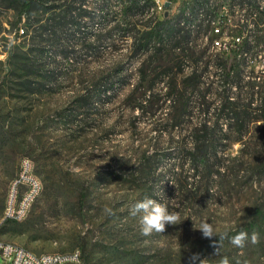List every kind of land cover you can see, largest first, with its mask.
Returning a JSON list of instances; mask_svg holds the SVG:
<instances>
[{
	"label": "rangeland",
	"instance_id": "obj_1",
	"mask_svg": "<svg viewBox=\"0 0 264 264\" xmlns=\"http://www.w3.org/2000/svg\"><path fill=\"white\" fill-rule=\"evenodd\" d=\"M108 1L109 5L102 6L100 0H82V8L89 12L82 17L86 32L97 34L98 24L121 14L118 0ZM153 1L149 12L155 13L157 1L170 2L169 13L175 16L183 0ZM214 12L215 26L224 32L218 40L231 42L218 22L230 11L219 1L214 3ZM163 14L157 16L163 18ZM18 28L15 13L0 5V240L37 254L79 250L81 264H193V255H198L195 264L201 260L220 264L223 257L230 264H264V221L254 231L259 243L248 242L242 249L231 245L229 239L219 247L218 236L207 239L196 229L201 221H207L217 233H254L248 226L255 209L264 210V174L251 175L245 159L228 160L239 157V143L225 142L222 147L231 157L221 161L228 168L225 176L193 178L179 151L185 127L170 134L163 130L166 125L158 123L167 112L163 101L156 117L128 105L141 78V59L134 57L131 40H116V36L100 42L95 37L84 40L74 61L61 63L47 89L38 91L36 82H28L39 79L26 77L9 65L18 46L28 48L27 38L21 37ZM208 54L218 52L211 48ZM253 56L248 57L246 73L264 68V53ZM189 72L185 66L183 73L167 78H183ZM89 93L100 94L99 106L86 111L76 107V99ZM69 111L77 114L70 125L65 119ZM251 129L258 136L264 123ZM146 150L164 155L155 196L166 202L170 211H177L182 221L148 237L141 235L138 218L129 214L134 202L147 197L145 163L140 164ZM23 157L33 161L43 191L24 221H8L4 218L6 203ZM173 168L184 169L178 178L181 189L167 173ZM137 169L143 175H134ZM0 264L5 262L0 259Z\"/></svg>",
	"mask_w": 264,
	"mask_h": 264
},
{
	"label": "trees",
	"instance_id": "obj_2",
	"mask_svg": "<svg viewBox=\"0 0 264 264\" xmlns=\"http://www.w3.org/2000/svg\"><path fill=\"white\" fill-rule=\"evenodd\" d=\"M100 1L102 6L109 5L108 0ZM219 1L230 11L218 22L232 38L231 49L209 55L214 41L224 34L223 30L215 34L214 3ZM118 2L121 14L106 24H98L95 34L84 29L87 23H83L82 17L89 12L82 8V0H0V5L15 13L18 33L28 41L26 50L18 46L11 54L9 65L26 77L39 79L28 83L36 82L38 91H45L61 63L74 61L84 40L95 37L100 42L114 36L116 40H131L134 57L141 59V78L128 105L141 110L143 115L156 117L161 109L158 104L163 101V106H167L165 122L158 123L166 125L163 130L170 134L185 127V141L179 145V151L189 163L193 178L226 175L228 168L221 161L230 154L222 150L225 142L241 145L239 157H230L229 161L245 159L251 175L264 174V131L257 136L251 129L252 125L264 123V68L248 73L244 70L249 55L257 58L264 53V0H183L179 13L167 18L149 12L153 0ZM99 18L104 20L105 16ZM229 53H233L232 58L217 56ZM185 66L189 74L167 78L183 73ZM99 101L100 94L89 93L78 97L75 105L86 111L98 107ZM73 117L77 119V114L69 111L65 118L68 125ZM164 161V155L149 154L147 150L140 158V164L145 163L147 197L157 199L155 187L163 175L158 170ZM139 171L133 174L143 175ZM167 173L181 189L178 178L184 169L173 168ZM263 221L264 210L256 208L248 228L254 232Z\"/></svg>",
	"mask_w": 264,
	"mask_h": 264
},
{
	"label": "built area",
	"instance_id": "obj_3",
	"mask_svg": "<svg viewBox=\"0 0 264 264\" xmlns=\"http://www.w3.org/2000/svg\"><path fill=\"white\" fill-rule=\"evenodd\" d=\"M165 3L155 2V15L165 13ZM220 32L217 27L215 33L218 35ZM212 49L217 52H229L231 45L223 39H216ZM42 191L43 183L35 173L33 161L23 157L20 160L19 173L11 182L4 214L5 220L24 221ZM0 259L5 264H81L82 253L75 250L69 253L37 254L18 244L0 240Z\"/></svg>",
	"mask_w": 264,
	"mask_h": 264
},
{
	"label": "clouds",
	"instance_id": "obj_4",
	"mask_svg": "<svg viewBox=\"0 0 264 264\" xmlns=\"http://www.w3.org/2000/svg\"><path fill=\"white\" fill-rule=\"evenodd\" d=\"M129 214L133 218H138L140 233L145 237L151 236L153 233H163L166 225H178L182 222L179 213L177 211H170L166 202H162L161 199L150 197L134 202L129 209ZM196 229L207 239H212L213 237L218 236L219 247L221 246V241L224 239H229L231 245L238 249L244 248L248 242L258 244L260 241L259 234L255 232L252 233L251 236H249L248 232L243 230L238 231L235 235L231 236H229L227 232L217 233L214 226L207 221H201L199 227ZM191 259L193 264H195L198 255H193ZM204 261L205 260H201L199 264H204ZM220 264H230V261L227 257H223L220 260Z\"/></svg>",
	"mask_w": 264,
	"mask_h": 264
},
{
	"label": "water",
	"instance_id": "obj_5",
	"mask_svg": "<svg viewBox=\"0 0 264 264\" xmlns=\"http://www.w3.org/2000/svg\"><path fill=\"white\" fill-rule=\"evenodd\" d=\"M165 7H166V11L164 13V17L167 18L170 15V13H169L170 2H166Z\"/></svg>",
	"mask_w": 264,
	"mask_h": 264
}]
</instances>
